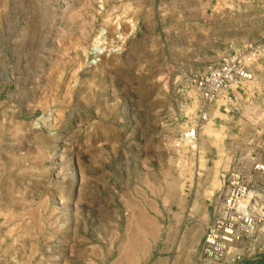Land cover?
Wrapping results in <instances>:
<instances>
[{"label":"rangeland","instance_id":"rangeland-1","mask_svg":"<svg viewBox=\"0 0 264 264\" xmlns=\"http://www.w3.org/2000/svg\"><path fill=\"white\" fill-rule=\"evenodd\" d=\"M263 37L264 0H0V264L181 253L173 216L213 220L225 183L211 125L200 154L181 142L190 81Z\"/></svg>","mask_w":264,"mask_h":264},{"label":"built area","instance_id":"built-area-1","mask_svg":"<svg viewBox=\"0 0 264 264\" xmlns=\"http://www.w3.org/2000/svg\"><path fill=\"white\" fill-rule=\"evenodd\" d=\"M91 66L101 58L93 54ZM264 64V37L247 43L234 52L221 55L207 70L190 82L197 94V112L188 129L182 133L181 142L191 151L200 154L204 141L200 134L211 119V109L224 108L230 113H240L234 88L240 92L256 85L257 72ZM247 117L257 129L252 138L255 150L262 148L264 137V97L262 102H249ZM53 127V119H39L34 129L43 131ZM262 127V128H260ZM221 203L215 208V218L206 228L202 246V264H243L256 255V245L264 236V188L253 174L233 170L224 176Z\"/></svg>","mask_w":264,"mask_h":264},{"label":"crops","instance_id":"crops-1","mask_svg":"<svg viewBox=\"0 0 264 264\" xmlns=\"http://www.w3.org/2000/svg\"><path fill=\"white\" fill-rule=\"evenodd\" d=\"M234 96L237 105L242 110L240 113L234 111L230 113L229 110L222 107L211 109V119L208 126L211 125L212 132L208 135L207 147L203 157L208 164H211L212 173L222 177L233 170L253 174L255 182L264 188V139L262 148L255 150L252 145V138L257 127L250 123L246 113L251 100L261 104L264 97V64L257 72L256 85L248 86V89L244 92L234 88ZM262 131L264 132V130ZM222 189H224V185ZM215 193L211 197L212 199L218 198L215 197L216 195H221L216 189ZM210 202L213 203L211 200ZM214 202L217 203L218 201ZM185 218L180 214L174 215L173 223L169 229L171 234L178 231L183 232V236L180 238V248L183 251L177 254H175V251L171 252L169 260L163 264H191L193 257L196 260L195 264H202L201 252L205 229L214 219L209 218L193 226H188ZM170 239V244H173L172 237ZM174 243L176 244L175 240ZM175 247L176 245L171 246L174 249ZM256 248V255L243 264H264V236L259 238ZM198 260L201 263H198Z\"/></svg>","mask_w":264,"mask_h":264},{"label":"bare ground","instance_id":"bare-ground-1","mask_svg":"<svg viewBox=\"0 0 264 264\" xmlns=\"http://www.w3.org/2000/svg\"><path fill=\"white\" fill-rule=\"evenodd\" d=\"M94 52L98 55V56H106L107 54V50L102 46L101 41H96L95 46H94Z\"/></svg>","mask_w":264,"mask_h":264}]
</instances>
